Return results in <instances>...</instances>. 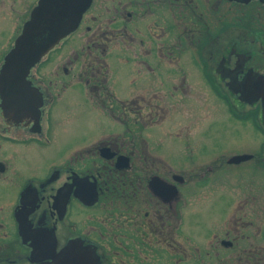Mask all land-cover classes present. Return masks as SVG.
Wrapping results in <instances>:
<instances>
[{
  "label": "flooded vegetation",
  "instance_id": "af4514ba",
  "mask_svg": "<svg viewBox=\"0 0 264 264\" xmlns=\"http://www.w3.org/2000/svg\"><path fill=\"white\" fill-rule=\"evenodd\" d=\"M15 3L0 0L15 9L0 12V264H70L73 241L101 264H264V0H92L80 71H32L10 110L1 71L31 13ZM87 97L115 129L99 140L67 127ZM168 120L208 128L165 140ZM214 123L258 136L206 164Z\"/></svg>",
  "mask_w": 264,
  "mask_h": 264
},
{
  "label": "water",
  "instance_id": "95a60500",
  "mask_svg": "<svg viewBox=\"0 0 264 264\" xmlns=\"http://www.w3.org/2000/svg\"><path fill=\"white\" fill-rule=\"evenodd\" d=\"M91 3L92 0H39L14 47L7 54L1 71V79L7 87L5 106L8 109L15 110L19 105L25 107L24 99L38 90L28 80L31 69L78 28ZM241 157H233L230 162L239 163ZM74 249L79 254L74 253ZM67 250L70 254L65 252V259H69L70 264H101L96 250L82 242H70ZM55 264L64 263L60 260Z\"/></svg>",
  "mask_w": 264,
  "mask_h": 264
},
{
  "label": "rangeland",
  "instance_id": "374dc122",
  "mask_svg": "<svg viewBox=\"0 0 264 264\" xmlns=\"http://www.w3.org/2000/svg\"><path fill=\"white\" fill-rule=\"evenodd\" d=\"M11 1H12V4L15 3L14 0H11ZM37 2L38 0H16L15 4L20 3V7L17 8L16 6V9H18L19 11L23 13V17L25 19L26 16H28V12L29 11L31 12V10L34 8ZM6 10H15V9L9 6L0 7V12L6 11ZM6 36H7V41H9L8 32L6 33ZM85 37L86 35L85 33H83V28L73 33L71 36L63 40V42L59 45L60 48H58L54 52L45 56L43 61L37 67V70L35 68L33 72L36 71L35 73L39 75L41 73L44 76L49 75L53 77L52 74H55L57 71H59L57 67L58 65H61V64H62V67H63V64L67 65L71 73L79 72L80 62L79 60H74V59H75L76 53H78L81 50ZM6 49L8 50L9 47L8 48L6 47ZM0 50H1L0 51L1 54H3L5 51L4 48H0ZM69 58L74 60V64L72 63L68 65L67 60ZM75 62H77V64H75ZM60 72L64 73L63 69H61ZM70 78H73V76H71ZM75 88H78V86L76 85ZM85 88L88 90V87H85L82 85V88H80V90L85 89ZM65 103H69V102L66 101ZM82 104L84 103L82 102ZM85 107H86V116H84V118L82 117L81 120L80 119L79 120L76 119V121L69 120L67 127H73V128L76 127L75 131L81 132L83 135H85L86 140H96L97 137L99 140V136L101 134H105V133L110 132L111 130H115L114 128L107 127V126L112 125L110 119L104 116L99 117L100 114L97 113L93 102L88 97L86 99ZM97 114H98V117H97ZM98 119L99 121H101V123H98ZM219 120H225V116L219 117ZM170 121L171 120H168L163 126L167 132V134H165V136L167 137L165 140H192L191 139V135H192L191 129H194L196 127L200 129L208 128L205 121H202L197 124H194L192 128H186L185 126H183L181 129H178L176 132L173 129L174 123ZM230 124L224 125L220 123H214L211 127H209L211 128V131H210L211 134L208 140H215L219 142L209 143V146L211 147V150L214 153V159L207 160L208 162L203 161V162H207L206 164L216 161V159L220 157L222 153L221 151L222 149H224L225 145L227 146L229 145L231 149L232 147L236 149L237 147L245 145L244 143L248 144L249 142H252V140H254V138L258 136V133H256L252 128L247 127V128L239 129L237 127L231 126ZM62 126L59 127L61 130V133L59 134V137H60L59 140H65V137H67L66 131H64V127ZM160 129L161 128H156L155 130L159 135H164L162 134V130ZM117 130L123 133L127 132L126 129H117ZM175 135L177 136L175 139L171 138L172 136H175ZM196 136L200 137L201 133H198ZM61 147L62 146H58L57 148H61ZM44 152L46 154L51 153V148H46ZM231 152H237V151H231ZM182 163L184 165L183 161ZM189 165H190V162H189ZM224 166L233 167L230 169H235V170L241 169V167H239L238 164H235V165L224 164ZM223 199H225L224 195H222V197L219 195L215 196L216 202L214 203V211H213L215 217H218V202L221 203Z\"/></svg>",
  "mask_w": 264,
  "mask_h": 264
}]
</instances>
